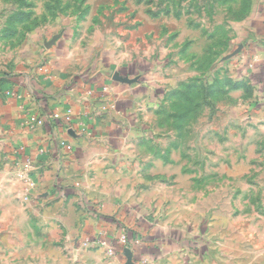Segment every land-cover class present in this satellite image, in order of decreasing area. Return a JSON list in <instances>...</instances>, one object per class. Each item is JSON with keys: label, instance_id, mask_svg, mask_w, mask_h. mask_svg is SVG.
<instances>
[{"label": "crops", "instance_id": "1", "mask_svg": "<svg viewBox=\"0 0 264 264\" xmlns=\"http://www.w3.org/2000/svg\"><path fill=\"white\" fill-rule=\"evenodd\" d=\"M240 1L232 42L242 47L236 58L244 70L225 76L226 115L211 135L220 145L216 153L224 182L218 203L207 199L200 214L195 201L185 215L166 199L164 153L153 158L148 151L140 153L143 169L131 164L129 151L137 142L158 147L176 139L164 137L157 126L148 132L153 129L148 90L141 93L147 107H137L133 99L137 103L139 97L133 95L127 73L120 71L123 77L115 80L92 59L81 66L80 58L56 52L45 62L47 74L38 67L30 77H15L6 92L0 89V157L7 158L0 164L1 208L24 192L18 173L27 161L35 182L27 202L33 210L28 223L33 236L25 244L13 241V255L28 264H125L117 261L121 255L106 259L98 249L76 252L75 244L100 231L116 233V222H122L144 233H159L155 223H161V230L171 224L164 236L174 245L182 236L176 227L186 219L192 225L183 234L189 245L172 249L168 260L158 264H182L180 255L193 257L191 264H264V0ZM250 59L254 63L248 67ZM163 96L164 91L156 102ZM112 102L116 110L108 108ZM156 112L161 118V105ZM67 115L70 121L64 123ZM31 116L43 124L31 123ZM61 139L71 144L70 150L60 145ZM184 172H172L177 178L171 186L179 189L180 176L195 175L191 169ZM200 255L201 262L194 261Z\"/></svg>", "mask_w": 264, "mask_h": 264}, {"label": "rangeland", "instance_id": "2", "mask_svg": "<svg viewBox=\"0 0 264 264\" xmlns=\"http://www.w3.org/2000/svg\"><path fill=\"white\" fill-rule=\"evenodd\" d=\"M240 3V0H0V89L6 92L15 77H30L38 67L47 74L45 62L56 52L80 58L81 66L92 59L108 73L107 77L115 76V80L119 79L117 76L123 77L120 71L127 73L134 96L140 98L148 90L149 111L142 102L144 97L138 98L137 103L133 99L137 107L141 104L149 113L153 129L148 132H155L157 126L164 137L171 140L174 135L176 139V143L158 147L154 142L144 147L137 142L129 151L131 164L143 169L139 165L140 153L148 151L151 158L159 151L164 153V170L169 173L163 176L166 199L174 200L178 212L185 215L191 213L189 204L195 201L196 213L200 214L207 199L218 203L221 194L218 190L224 182L219 177L221 160L216 153L220 145L211 135L226 115L224 105L229 96L228 90H223L225 76L244 70L241 68L244 64L236 58L242 47L232 42L236 34L235 11L241 8ZM252 63L254 59L248 60V67ZM163 91V99L157 103L155 99H161ZM156 103L159 108L162 106L161 118ZM107 106L118 108L114 102ZM160 120L161 126L156 125ZM68 121L69 115L64 123ZM66 144L71 149V144ZM2 162L7 163L6 154L0 157ZM180 169L184 174H188L187 169L194 170L195 175L180 176L181 186L177 189L171 186L177 178L172 172ZM31 189L25 183L24 192L17 199L8 198L2 208L0 204V264H28L11 250L13 241L25 244L33 236L28 224L33 210L27 203ZM157 214L154 213L156 220ZM160 225H153L159 228V233H144L116 222L118 234H108L106 243L82 245L86 239H101L106 233L100 231L81 238L74 251L98 249L106 259L121 255L117 261L124 260L125 264H158L168 260L172 249L189 245L183 234L187 236L192 229L186 219L180 222L176 228L182 236L172 245L164 236L171 224L167 228L162 224L166 230H161ZM121 233L126 234V241L120 239ZM177 258L182 264H191L193 260L188 255ZM194 259L201 262L203 256Z\"/></svg>", "mask_w": 264, "mask_h": 264}, {"label": "built area", "instance_id": "3", "mask_svg": "<svg viewBox=\"0 0 264 264\" xmlns=\"http://www.w3.org/2000/svg\"><path fill=\"white\" fill-rule=\"evenodd\" d=\"M52 116L54 118H57L59 115H58L57 112H55ZM30 122L33 123V124H36V125H41V124H43V119L38 118L36 116H31L30 117ZM59 143H60L61 146H64L67 149H70V146L66 144L65 140L61 139V140H59ZM30 168H31L30 161H27V162L24 163L23 168L18 173V176L21 177L25 181L28 189L35 187V182H34V180H32V177H31V174H30ZM119 236H120L121 240L126 241L127 237H126L125 233H121ZM106 237H107L106 235H103L102 237L100 236L101 239H98L96 241H90L89 239H86V240L83 241L82 245L84 247H88V246H92V245H95V244H101V241L102 242L103 241L104 242L107 241L105 239Z\"/></svg>", "mask_w": 264, "mask_h": 264}, {"label": "trees", "instance_id": "4", "mask_svg": "<svg viewBox=\"0 0 264 264\" xmlns=\"http://www.w3.org/2000/svg\"><path fill=\"white\" fill-rule=\"evenodd\" d=\"M129 237H130V238H134V236H133V235H129Z\"/></svg>", "mask_w": 264, "mask_h": 264}]
</instances>
